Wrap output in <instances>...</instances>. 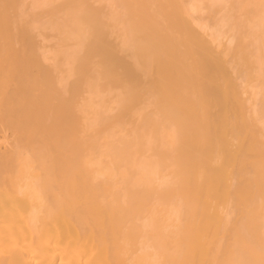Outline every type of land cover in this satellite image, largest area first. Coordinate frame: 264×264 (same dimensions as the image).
Returning <instances> with one entry per match:
<instances>
[{"label":"bare ground","instance_id":"bare-ground-1","mask_svg":"<svg viewBox=\"0 0 264 264\" xmlns=\"http://www.w3.org/2000/svg\"><path fill=\"white\" fill-rule=\"evenodd\" d=\"M0 264H264V0H0Z\"/></svg>","mask_w":264,"mask_h":264}]
</instances>
